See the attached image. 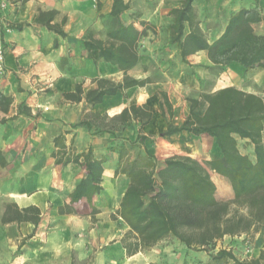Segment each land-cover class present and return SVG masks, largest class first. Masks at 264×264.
<instances>
[{
    "label": "crops",
    "instance_id": "crops-1",
    "mask_svg": "<svg viewBox=\"0 0 264 264\" xmlns=\"http://www.w3.org/2000/svg\"><path fill=\"white\" fill-rule=\"evenodd\" d=\"M121 1L126 8L118 20L141 33L138 60L126 71L86 45L106 41L107 32L117 28L118 20L111 16L113 0H0V264H165V249L157 248L158 243L135 253L122 246L127 226L112 215L128 178L115 174L118 155L109 145L134 140L140 130L154 154L160 144L175 146L182 140L186 146L195 136L160 135L168 125L160 91L168 95L173 111H181V122L189 103L184 99L180 108L178 94L196 97L224 86H201L200 79L214 66L206 50L187 55L183 62L176 48L150 40L153 32L172 23L170 10L182 0ZM198 1L193 9L196 20L203 14L198 26L208 42L223 32L230 13L264 8V0H238L231 6L216 0L218 16H205L211 4L208 0L197 7ZM125 77L145 82L88 103V91L123 83ZM67 93L80 98H68ZM131 104H145L151 112L141 127L132 120L112 133L91 120L99 114L109 121ZM82 120L89 127L79 124ZM89 149L93 157H105L101 190L92 197L94 213L86 198L72 201L75 184L85 176L82 155ZM213 153L219 156L217 150Z\"/></svg>",
    "mask_w": 264,
    "mask_h": 264
},
{
    "label": "trees",
    "instance_id": "trees-1",
    "mask_svg": "<svg viewBox=\"0 0 264 264\" xmlns=\"http://www.w3.org/2000/svg\"><path fill=\"white\" fill-rule=\"evenodd\" d=\"M193 2L182 0L180 6L170 10L173 21L168 26L166 45L178 50L181 61L185 62L186 56L193 52L206 50L214 66H236L241 76L256 68L264 69V32L258 33L253 27L264 23V8H240L230 13L223 32L208 42L198 26ZM125 8L121 0H113L111 16L118 20ZM140 35L133 26L123 25L118 20L117 28L107 32L106 41L95 40L86 45L89 49H96L103 60L126 71L138 60ZM144 82L125 77L123 83L88 91L86 99L88 103L95 104L104 95L114 94L118 88ZM79 89L77 86V92ZM65 95L71 99L80 98L74 93ZM159 95L160 108L168 119V125L160 135L167 137L180 132L193 136L206 134L214 139L219 156L205 160L204 165L188 155L168 156L159 162L146 146L147 137L140 130L134 140L123 139L109 145L118 155L115 174L122 173L128 178L112 215L127 226L121 239L125 251H143L172 238L184 246L185 253L205 251L207 259L202 264H264L263 250L254 258L239 259L229 249H216V241L224 235L245 234L251 237L264 227L263 97L233 85L200 92L196 97L187 98L188 113L176 123L168 95L164 91ZM150 117L151 112L145 104H131L107 122L99 114H94L91 120L98 121L102 130L109 129L114 133L132 120H137L141 127ZM79 124L90 125L85 120ZM238 139L252 144L251 155L239 150ZM82 156L85 176L75 184L72 201L86 198L94 213L92 197L101 190L105 157H93L91 149ZM78 157L74 159L77 161ZM209 170L228 180L234 195L231 202L216 199V186ZM217 181L218 190L226 192L227 184L221 179ZM231 203L242 208L243 212L232 213ZM35 220L37 222L38 216Z\"/></svg>",
    "mask_w": 264,
    "mask_h": 264
},
{
    "label": "rangeland",
    "instance_id": "rangeland-1",
    "mask_svg": "<svg viewBox=\"0 0 264 264\" xmlns=\"http://www.w3.org/2000/svg\"><path fill=\"white\" fill-rule=\"evenodd\" d=\"M253 1L255 2V0ZM207 2L208 0L198 1L196 6L202 7V5ZM227 2H228V6H231L237 3L238 0H227ZM209 3L211 4L210 7L206 8V10L203 12L205 16H213L216 14L218 16L219 13L217 8L218 1L209 0ZM221 14L223 16L224 13L222 12ZM202 15L203 14L201 13L199 17L201 18ZM199 17L197 15L198 22L201 21ZM253 27L254 30L258 33L264 32V23L254 24ZM152 34H151L152 37L150 39L151 42L158 41L160 44H162L163 42L168 41L169 38L168 27H165L161 31L153 32ZM202 34H204L203 31ZM214 34L215 32L212 33V35ZM207 71L208 72L206 74V77L200 79L201 86L203 87L204 90H211L213 88H217L220 86L233 85L244 91L257 93L260 96H262L264 99V69L262 68H256L252 71H249L244 76L240 75L239 68L236 66L235 67L212 66L211 68H208ZM191 96H192L191 93H185L184 91H182L180 94L177 95V97L180 98V101L182 103L180 108L183 107V100ZM180 113L181 111L179 110L174 111V116H173L174 122L180 121L179 118ZM104 121H108V120L104 119ZM263 140H264V131H263ZM156 142L158 143L159 141L157 140ZM176 142L177 143L175 146H171L166 143L162 145L160 144L155 154L159 162H161L164 158L168 156L188 155L187 152L191 153L188 156L197 159L203 165L205 160L215 158L213 153V151L215 150L214 139L206 134L193 137L191 142L186 144V146H184L185 144L183 145L182 140H176ZM237 142H238L239 150L242 153L251 155L252 144L242 139H238ZM156 145L157 144L155 143V147H157ZM209 174L216 186V190H215L216 199L221 202H231L234 198V195L228 180L225 177L211 170H209ZM218 179H221L223 182L227 184L226 192H221L218 190V181H217ZM118 203H119V199L116 202L117 206ZM230 210L232 213L235 211H238L239 213L243 212V209L239 208L234 203H231ZM156 247L165 249L164 250L165 258L163 259L165 264H202V262L207 259V253L205 251L191 250L189 253L188 252L184 253L181 250V249H185L184 246H181L176 241L174 242L172 238H168L158 242V245ZM221 247L231 250L235 254V256L239 259L254 258L258 256L261 250L264 251V227H262L257 233H255L251 237L245 234L235 235V236L224 235L221 239L216 241V249ZM146 250L149 251L150 248ZM171 252H174V254ZM178 252H180V254H178Z\"/></svg>",
    "mask_w": 264,
    "mask_h": 264
},
{
    "label": "built area",
    "instance_id": "built-area-1",
    "mask_svg": "<svg viewBox=\"0 0 264 264\" xmlns=\"http://www.w3.org/2000/svg\"><path fill=\"white\" fill-rule=\"evenodd\" d=\"M4 71V49L0 47V73Z\"/></svg>",
    "mask_w": 264,
    "mask_h": 264
}]
</instances>
